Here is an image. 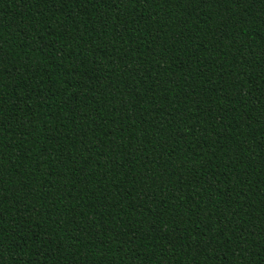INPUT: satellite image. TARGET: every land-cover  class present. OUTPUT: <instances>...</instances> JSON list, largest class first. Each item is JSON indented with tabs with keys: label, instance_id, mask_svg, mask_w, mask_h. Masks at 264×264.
I'll list each match as a JSON object with an SVG mask.
<instances>
[{
	"label": "trees",
	"instance_id": "obj_1",
	"mask_svg": "<svg viewBox=\"0 0 264 264\" xmlns=\"http://www.w3.org/2000/svg\"><path fill=\"white\" fill-rule=\"evenodd\" d=\"M0 264H264V0H0Z\"/></svg>",
	"mask_w": 264,
	"mask_h": 264
}]
</instances>
